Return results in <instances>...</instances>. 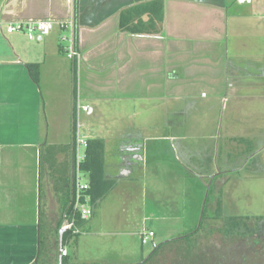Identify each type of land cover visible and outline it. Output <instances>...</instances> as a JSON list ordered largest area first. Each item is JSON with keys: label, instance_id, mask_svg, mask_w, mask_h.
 <instances>
[{"label": "crops", "instance_id": "obj_1", "mask_svg": "<svg viewBox=\"0 0 264 264\" xmlns=\"http://www.w3.org/2000/svg\"><path fill=\"white\" fill-rule=\"evenodd\" d=\"M241 1L0 0V264H75L97 229L140 241L146 219L176 208L177 187L178 217L187 215L186 183L176 182L197 176L190 162L224 167L226 152L241 167L239 154L264 151V0ZM26 21L53 29L31 40L5 30ZM67 22L79 60L60 47ZM77 138L95 201L88 190L90 218L59 241ZM218 175L213 183L224 184ZM139 245L128 246L131 257Z\"/></svg>", "mask_w": 264, "mask_h": 264}, {"label": "rangeland", "instance_id": "obj_2", "mask_svg": "<svg viewBox=\"0 0 264 264\" xmlns=\"http://www.w3.org/2000/svg\"><path fill=\"white\" fill-rule=\"evenodd\" d=\"M261 109L264 110L263 105L261 106ZM263 114L264 111H262L260 114L257 115L259 116ZM214 126L216 129L217 125H212V129H214ZM204 128H205L204 130H207V132L209 131V129L211 130V123L205 124ZM217 131H218L217 136L219 137V130ZM192 133L194 134V131H192ZM193 136L194 135H192L191 138L188 137L187 141H184L183 144L184 145L191 144V141L193 140ZM196 140L198 144H194L197 145L194 146V149H199L204 145V141L200 137H196ZM219 154L220 153H218L217 156ZM221 155H222L221 157H223L224 155L226 156L227 153L224 154L222 152ZM256 158L258 160L257 161L258 163H256V165L264 161V151L258 153L256 155ZM228 162H230L229 159L226 162V169L224 172L226 174H222L226 178L227 182L220 185V188H222V193L221 195H219L220 200L222 198V202L224 204V211L228 215H249L252 217L253 216L259 217L260 215L264 216V174H261V171L257 172V174H254L255 170L252 165L253 163L250 164L249 162L248 166L246 165L248 169H246L245 172L244 171L241 172L240 174L241 178L238 179L239 177L238 173H235L233 171H228ZM242 162L244 164V160ZM199 165L202 166L201 164ZM194 166H192V172L197 176L201 175L202 178L192 175L190 177V175H188L187 172L186 179H181L179 182H176V184L181 182L183 186H184V181L186 183L187 215H183L181 218L178 217L179 216L178 204L181 201H183V199L182 197H179L181 194V188L177 187L178 193L174 197L176 208L175 207L172 208V206L170 207L168 205V209L162 211L163 215H165L167 218L161 217L157 221H154L153 218H149L144 221V225L142 227H144V229L148 228L146 230H149L150 227L154 229L153 224H155V226L158 227L157 229H159V232L160 231L161 232L157 233L156 237H159V235L160 236L166 235V234H162V230L164 231L168 227H174L173 231L167 234L170 235V237L174 238L177 236H181L183 233H185V231L187 232L189 229H191L194 226V221L196 220L194 215L196 212H198V210L196 211V209H198L199 207L202 208V204L204 207V203H202V192L200 191L203 176L205 177L204 173L208 175V172L213 171L214 173L217 174L218 172L221 171L222 165L220 164V159H218L217 162L213 161L209 166H206L204 164L202 166L203 167L202 169L200 167L198 168L197 166H195L194 168ZM205 166L208 167L209 169L204 171ZM176 169H177V173H176L177 175H178V171L183 170L179 165H176ZM262 171L264 173V170ZM220 176L221 175L217 174V180L219 181V183H220ZM218 187L219 184L216 186L217 191H218ZM208 209L209 208L206 209V214H209L207 211ZM173 217H178V219L180 218L181 221L179 222L176 218ZM172 222L176 224L172 225ZM221 228L223 230L224 226H222ZM153 237L155 238V234ZM156 239L158 240V238ZM215 239L218 242L222 240L220 237L219 238L216 237ZM158 241H162V240L159 239ZM204 241L199 236V233H196V235H193L192 237H189L186 240L173 241L169 243L171 248L172 247L173 248L169 250L170 252L168 253L167 256L168 257L169 255H171V257L175 256L174 254L176 253L173 250L176 249L177 256L170 258L171 261L174 260L176 261V263L185 262L186 264L188 261L196 260L198 257H201L203 261L204 256L202 255V253L201 255L200 254L197 255V253L195 254V252L196 251L199 252V250H202L203 247H208V246L210 247L209 239L206 238V242ZM88 242L89 243L87 246L79 245L80 248H77L78 251H75L76 252L75 257L77 258L75 259L76 261L75 264H90V260L94 261L95 263L97 262V264H102L101 262L105 264H126V262L129 259L133 258L130 256L131 253L128 252V246L134 247V245L140 244L139 240L132 241L130 240V237H123L117 235L112 236L110 233L106 232L103 229H97L91 235H89ZM120 242H122V244ZM188 245H190V247L189 249L186 250V247ZM195 245L199 249H195L194 248ZM139 248L140 251L137 250L139 252V255L135 258V261H137V259H139L141 255L146 256L151 251V247L149 245H144L143 247L139 245ZM82 249H84L85 252ZM68 250L72 251L70 246L68 247ZM209 251H212V249L210 248ZM209 254H210L209 255L210 259H213L215 257L214 252H210ZM157 258H159V260L161 259L159 255L157 256ZM159 260L155 259L154 262L155 263L158 262L159 264H167V262H169V260L168 261L166 260V256L164 257V259H161V261L163 260V262ZM149 263H152L151 260H149L147 264ZM255 263L264 264V259L260 261H256Z\"/></svg>", "mask_w": 264, "mask_h": 264}, {"label": "flooded vegetation", "instance_id": "obj_3", "mask_svg": "<svg viewBox=\"0 0 264 264\" xmlns=\"http://www.w3.org/2000/svg\"><path fill=\"white\" fill-rule=\"evenodd\" d=\"M220 140V145L224 151H230V144L228 143L227 139L224 135L220 133V137H218ZM227 141V142H226ZM187 148H191L192 144L186 145ZM190 154L193 155V150H190ZM226 152H224L225 154ZM250 152L247 154H239L238 157L244 160L241 162V167L239 165V161L237 159L234 160L235 155L231 153H227V155L224 157V167H222L221 171L217 174H226V162L229 159L230 162H228V171H233L235 173H238L239 175L241 172H245L246 169H248V163H253V167L255 170L254 174H257V172L261 171V174H264L262 170H264V161L259 163V166L256 165V162H254V157H250ZM229 156L231 158H229ZM244 157V158H243ZM246 158H249L246 160ZM232 159V160H231ZM188 160V158H187ZM234 161V162H233ZM246 161V163H245ZM190 162V161H188ZM191 162L189 165L191 166ZM209 166V160L206 163H203V165ZM247 165V166H246ZM194 166V164H193ZM202 166H198L201 169ZM204 168V171L209 169L208 167ZM192 167V166H191ZM195 168V166H194ZM216 173L213 171L208 172V180L206 183H201L200 191L202 192V203H204V207L202 204V208L196 209L198 212L195 213V221L194 226L189 229L187 232L183 233L181 236L177 237H170V235L160 236L159 238L162 241H156V239L153 237L154 232L152 231H143L142 234H149L152 233L151 240L148 244H142L141 237H140V243L141 245H149L151 247V251L145 256L141 255L137 261H135V258L129 259L128 261L131 262V264H147L149 260H151L152 263H155L154 260H159L157 256L159 255L161 259H164L166 256L167 264H185V262L182 263H176V261H171L170 258L177 256V250L175 251V256L169 257L167 256L170 252L169 250L172 249L170 244L173 241H180V240H186L189 237H192L193 235H196V233H199V236L202 238L204 242H206V238L209 239L210 247H203L202 250H199V252H195L204 256L203 261L201 257H198L196 260L188 261L186 264H256V261H260L264 259V216L260 215L257 216H249V215H228L224 211V204L222 202V198L220 200L219 195L222 193V188H220V185L218 187V191L216 188V183L214 182V178ZM206 176V173H205ZM240 179V177H238ZM227 182L226 178L224 183ZM221 197V196H220ZM209 208L207 211L209 214H206V209ZM192 212V210H191ZM193 216V215H192ZM222 226H224L222 230ZM156 237V236H155ZM216 237H220L221 241H216ZM158 239V240H159ZM215 239V240H214ZM154 243L155 246L152 247L151 244ZM190 245L186 247V250L189 249ZM195 249H199L196 245L194 246ZM212 249V251H209V249ZM179 252V251H178ZM214 252L215 257L213 259L209 258V253ZM159 253V254H158ZM161 259L159 261H161ZM201 259V260H200ZM209 260V262H208ZM127 261V262H128ZM163 262V260L161 261ZM102 264H105L101 262ZM149 263V264H152ZM155 264H159L158 262Z\"/></svg>", "mask_w": 264, "mask_h": 264}, {"label": "built area", "instance_id": "obj_4", "mask_svg": "<svg viewBox=\"0 0 264 264\" xmlns=\"http://www.w3.org/2000/svg\"><path fill=\"white\" fill-rule=\"evenodd\" d=\"M60 36L59 42L60 47L67 58L79 60L80 53L76 49L74 44V36H73V25L71 22L60 24ZM53 29V23L47 21H26V22H16L10 23L5 26V30L7 33H23L30 40L34 39L36 36H46ZM87 107H83V111H87ZM76 166H75V174H74V188H73V201L71 204V208L68 212H66L63 216L61 230L69 232L72 235H76L80 232L78 227V222L81 220H88L92 214L91 207L86 196V192L89 190V184L86 182L82 170V164L84 162L85 157L83 153L78 152V148L86 147L85 141L81 138L76 139ZM152 233L149 234H141V242L142 244H148L151 240ZM152 247L155 246L154 243L151 244ZM66 250L63 249L61 251V255H66Z\"/></svg>", "mask_w": 264, "mask_h": 264}, {"label": "trees", "instance_id": "obj_5", "mask_svg": "<svg viewBox=\"0 0 264 264\" xmlns=\"http://www.w3.org/2000/svg\"><path fill=\"white\" fill-rule=\"evenodd\" d=\"M83 164H82V167H83ZM95 190L96 189L92 186V188L89 189V191H88L89 195H91L90 202L92 201L93 202V205H94V201H95V194H94ZM98 195H102V192L98 193ZM92 202H91V204H92Z\"/></svg>", "mask_w": 264, "mask_h": 264}, {"label": "water", "instance_id": "obj_6", "mask_svg": "<svg viewBox=\"0 0 264 264\" xmlns=\"http://www.w3.org/2000/svg\"><path fill=\"white\" fill-rule=\"evenodd\" d=\"M242 1H247V0H242ZM241 1V2H242ZM62 234H63V230H61L60 232H59V241L61 240V237H62ZM60 250H61V247H60V244H59V249H58V251L60 252ZM58 264H61V257L59 256L58 257Z\"/></svg>", "mask_w": 264, "mask_h": 264}]
</instances>
